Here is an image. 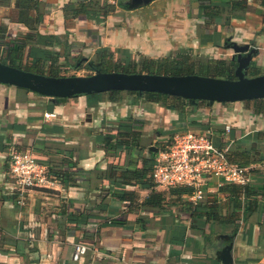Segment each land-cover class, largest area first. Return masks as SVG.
Listing matches in <instances>:
<instances>
[{
	"label": "crops",
	"instance_id": "1",
	"mask_svg": "<svg viewBox=\"0 0 264 264\" xmlns=\"http://www.w3.org/2000/svg\"><path fill=\"white\" fill-rule=\"evenodd\" d=\"M91 1L0 0V56L24 44L25 58L31 51V61L58 56L61 67L79 68L109 50L129 60L186 51L197 62L214 64L232 61L237 42L258 51L249 74L264 73V0H213L209 8L201 0H153L138 7L121 0L108 12L103 0H96L106 6L101 12ZM59 99L0 83V264H224L217 255L227 243L221 234L232 235L234 264H264L261 104L201 100L181 115L130 91L99 100ZM156 128L166 129L163 135L158 130L159 138L210 131L231 160L249 159L251 181L241 186L250 192L214 181L194 202L188 194L142 185L130 171L155 159L161 148H152ZM119 129L140 130V146L107 149L106 133ZM14 147L34 151L70 178L53 190L31 191L19 203L10 174ZM77 243L87 251L76 261Z\"/></svg>",
	"mask_w": 264,
	"mask_h": 264
},
{
	"label": "water",
	"instance_id": "2",
	"mask_svg": "<svg viewBox=\"0 0 264 264\" xmlns=\"http://www.w3.org/2000/svg\"><path fill=\"white\" fill-rule=\"evenodd\" d=\"M153 0H130L131 7ZM235 78L200 74H158L147 72L101 71L88 75L52 76L19 68L0 60V83L28 89L52 98L109 92L113 90L156 92L183 97L192 103L201 100L214 103H235L264 98V73L249 75L257 49L250 43L232 45ZM87 59V58H86ZM90 63V62H89ZM158 151V147L152 146ZM227 243L217 252L224 264H234L232 235L221 234Z\"/></svg>",
	"mask_w": 264,
	"mask_h": 264
},
{
	"label": "built area",
	"instance_id": "3",
	"mask_svg": "<svg viewBox=\"0 0 264 264\" xmlns=\"http://www.w3.org/2000/svg\"><path fill=\"white\" fill-rule=\"evenodd\" d=\"M119 5L121 0H104ZM46 117L56 113H45ZM227 132L230 125H225ZM39 159L30 149L14 147L10 151V174L14 188L19 192V203L31 191L55 189L58 179L51 172V166ZM252 165L231 160L225 149L215 145L210 131H186L174 134L171 142L155 157L152 178L157 187L171 189L177 186L193 189L189 198L194 202L203 200L212 182L218 187L226 184L247 185L252 177ZM87 251V245H75L74 259L80 260Z\"/></svg>",
	"mask_w": 264,
	"mask_h": 264
},
{
	"label": "trees",
	"instance_id": "4",
	"mask_svg": "<svg viewBox=\"0 0 264 264\" xmlns=\"http://www.w3.org/2000/svg\"><path fill=\"white\" fill-rule=\"evenodd\" d=\"M100 1V0H98ZM98 1L93 0L91 1V6L97 10L98 12H101L106 6H102ZM104 1V0H103ZM203 3H208V8L210 5L215 4L213 0H201ZM245 0L238 1L236 3H242ZM103 3L108 4L110 8L107 10V12L112 8H115L117 5L109 4L106 1ZM234 5H236L235 2H233ZM33 50V49H32ZM25 45L24 44H16L15 47L12 48L10 52H7L5 56H0V60H2L5 63H8L10 65L23 68L26 70H30L33 72H38L42 74H48L52 76H62L61 73L62 67L61 64L57 65V62L59 60L58 56L51 57L49 54L46 55V57H40L35 58L36 60L31 61L32 51L30 52V55L25 58ZM48 62V63H47ZM75 66V65H74ZM235 62L232 60L228 62V60H218L214 64L208 63V62H197L195 58L192 56L190 52L186 51H178L175 54H171L165 57L161 58H150L145 55H141L140 58H133V59H125V58H118L115 55V52L112 50L102 52L100 54L99 59L92 60L90 63L87 64V67L91 69L94 72L96 70L101 71H123V72H147V73H158V74H174V75H183V74H200L203 75L200 71H202V68H207L209 73H206L205 75H212L216 77H224V78H235V71L234 67ZM251 76L258 75L257 71H253ZM250 75V74H249ZM120 90H113L109 92H101V93H92L88 96L95 98V100H99L102 95L108 94L110 97L116 98V96L121 93ZM132 93H135L139 95L141 98H143L147 102L152 103H158L165 107H168L170 109L179 110L181 112V115H184L186 112V106H192L195 107V105H198L200 101L196 103H192L191 101L174 95H168V94H162V93H156V92H144L142 94L134 91H130ZM63 98H60L59 100H62ZM202 102H205V100H202ZM250 102V101H248ZM251 102H255L256 105H262V107L259 108V110H262L264 108V98L262 99H255L251 100ZM258 110L255 109V113H257ZM224 130V126L222 127ZM140 130H120L117 133H106L105 135V146L107 149H116L120 150L123 148V146H132L135 148L136 145L140 146ZM175 134V133H174ZM174 134H172L170 137L173 138ZM171 142V141H170ZM170 142H165L161 148H163L165 145L169 144ZM138 143V144H137ZM152 154H154V150H150ZM157 154V152H156ZM249 156V155H248ZM151 160H145V164L143 168H140L139 170L130 171V174L132 177H136L137 180L142 185H148L150 187L155 186V182L152 178V175H150V178L145 179V175L151 170V167L148 165H153L155 163V159L150 158ZM42 160V159H41ZM249 160V159H248ZM248 160H235L237 162H240L244 165H250ZM44 162L49 163L48 161L43 160ZM234 161V160H233ZM51 165L53 162H50ZM54 166V165H53ZM152 167V168H153ZM152 171V170H151ZM51 172L53 175L58 179V182L65 184L67 180L70 178V174L64 170V169H55L51 167ZM126 174H129L128 172ZM129 174V175H130ZM236 186V192H240L242 190V187L244 190L249 193L250 188L248 186H241L237 184H233ZM241 189V190H240ZM53 190V189H46L45 191ZM172 194H179L180 196H183L185 194H191L193 189L191 187H185V186H177L169 189ZM155 194H159L158 192H155ZM74 219V215L70 216V221Z\"/></svg>",
	"mask_w": 264,
	"mask_h": 264
},
{
	"label": "rangeland",
	"instance_id": "5",
	"mask_svg": "<svg viewBox=\"0 0 264 264\" xmlns=\"http://www.w3.org/2000/svg\"><path fill=\"white\" fill-rule=\"evenodd\" d=\"M72 63L76 64V60H73ZM77 63H78V61H77ZM79 66H80L79 68H75L72 65H70L69 67L63 66L61 73L63 75H88V74L93 73V71L87 67V63L80 62ZM207 71H209V70L207 68H204V67L202 68V71L199 70V72H201L203 75H205L206 73H209ZM208 76H212V75H208ZM158 130H159V132L162 131V135H163L164 133L166 134V132H165L166 129L165 128H156L152 132L154 134L153 140H154V144H156L155 146L158 145L161 147L165 142H170L172 140V138L170 136H167V135L159 138V135H157Z\"/></svg>",
	"mask_w": 264,
	"mask_h": 264
}]
</instances>
